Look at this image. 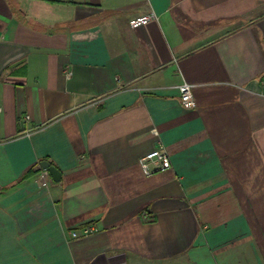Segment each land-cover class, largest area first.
I'll list each match as a JSON object with an SVG mask.
<instances>
[{"label":"crops","instance_id":"obj_1","mask_svg":"<svg viewBox=\"0 0 264 264\" xmlns=\"http://www.w3.org/2000/svg\"><path fill=\"white\" fill-rule=\"evenodd\" d=\"M0 264H264V0H0Z\"/></svg>","mask_w":264,"mask_h":264},{"label":"built area","instance_id":"obj_2","mask_svg":"<svg viewBox=\"0 0 264 264\" xmlns=\"http://www.w3.org/2000/svg\"><path fill=\"white\" fill-rule=\"evenodd\" d=\"M156 18V14L152 11L148 14L141 15L131 19L130 24L133 27H139L148 23L151 19ZM180 98L183 105L187 108L196 106V100L192 91V85L184 82L179 85ZM28 118V116L26 117ZM139 164L146 175L153 174L156 171H165L171 167L172 159L169 152L164 148L153 149L139 158ZM96 228L92 225L84 226L81 230H72L74 237L86 236L95 232Z\"/></svg>","mask_w":264,"mask_h":264},{"label":"water","instance_id":"obj_3","mask_svg":"<svg viewBox=\"0 0 264 264\" xmlns=\"http://www.w3.org/2000/svg\"><path fill=\"white\" fill-rule=\"evenodd\" d=\"M43 167H48L54 180L59 181L61 177V171L55 166L52 165L49 161H44L42 163Z\"/></svg>","mask_w":264,"mask_h":264}]
</instances>
